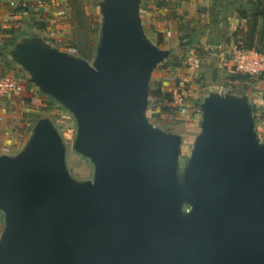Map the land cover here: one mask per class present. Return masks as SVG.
<instances>
[{"label":"water","instance_id":"obj_1","mask_svg":"<svg viewBox=\"0 0 264 264\" xmlns=\"http://www.w3.org/2000/svg\"><path fill=\"white\" fill-rule=\"evenodd\" d=\"M139 4L99 3L92 62L36 40L11 54L77 118L73 148L94 162L96 183L74 181L63 138L40 119L18 155L0 154V264H264V143L250 97H203L179 175L182 135L145 111L171 52L145 36ZM183 197L192 208L181 218Z\"/></svg>","mask_w":264,"mask_h":264},{"label":"crops","instance_id":"obj_2","mask_svg":"<svg viewBox=\"0 0 264 264\" xmlns=\"http://www.w3.org/2000/svg\"><path fill=\"white\" fill-rule=\"evenodd\" d=\"M56 1L59 5L65 2L68 4V0ZM101 1L102 0H100L99 3ZM258 1L259 0H146L145 2L148 6H144V14L146 15V21L151 22L152 25L153 30H150L149 33H154V36H156L159 33L166 32L165 34L167 37L170 34L176 36L174 40L170 41L169 39L167 43L170 49L176 50L175 52H177V50H179L178 52L182 50L179 47L180 37L188 34L193 29L195 30L197 33L196 42L187 50L184 49V54H186L182 55L187 62L195 60L193 57L196 58L200 56V52L202 51L200 48H204V46L210 47L212 51L216 53L218 49L223 51V47L229 46V43H234L231 36L241 24L240 13L242 11L250 12L255 10ZM261 1L264 2V0ZM8 2L9 0H0V70L7 71L19 68L26 75V80L28 81L29 79V82H27L25 93L0 99V154L18 155L24 149L38 121L47 118H37L40 114V110H43V107L50 108L52 106L53 108L57 103L55 99L39 91V87L31 80L27 71H25L22 65L14 60L11 55L16 46L22 41L36 40L53 44L52 40L49 39V36L46 35L44 30L39 28L33 21L30 11L12 18ZM69 8L71 9L70 5ZM59 10H61L60 7L57 8L56 11ZM99 13L102 19L101 12ZM261 25H264V22H261ZM74 30L75 24L73 20L71 30L63 33L68 39H73L77 44V49L75 53H73L79 58L92 62L96 51H94V49L91 50V48L89 50H79L78 41L76 40L77 36L74 34L76 31L74 32ZM151 42L156 46L159 43L158 41L155 42V40H151ZM222 55L218 60H224L226 53L224 52ZM214 63L216 62H213V64ZM224 63L226 66L227 60H225ZM193 68L194 66L190 67L188 70L191 71ZM225 72L227 71L225 70ZM160 76L161 80H159L163 81V74H159V77ZM178 78L179 82H181V75ZM183 80L184 82L189 81L192 85H195L193 76L185 77ZM167 85L169 84L163 83V85H161L163 90ZM179 86L181 88V86H184V83L181 82ZM199 92L200 91L196 88L193 89V92L190 93L191 101L189 102L188 108H183V112L180 113V116L182 115L181 121L184 119L187 120V122H179L175 132L180 133L182 138H184L185 133H191L195 125H198V122H200L198 113H195V116L188 113L196 112L197 106L195 103L198 99L203 97ZM182 96L179 94L178 100H183ZM253 98L255 100L256 97ZM184 100H188V98L185 97ZM174 107L177 108L175 103ZM191 121H195V123Z\"/></svg>","mask_w":264,"mask_h":264},{"label":"rangeland","instance_id":"obj_3","mask_svg":"<svg viewBox=\"0 0 264 264\" xmlns=\"http://www.w3.org/2000/svg\"><path fill=\"white\" fill-rule=\"evenodd\" d=\"M99 1L100 0H68V4L71 6V11L73 15V20L75 24L76 33H74L78 41L79 50H91L94 49L96 51V42L98 41V31L100 28L101 17L99 11ZM146 0H140V9H139V17L141 19L142 28L145 32V36L150 40L155 42H159L157 47L159 49L162 48L163 51H169L171 54L167 59L158 64L153 70V74L150 81V90L156 89L158 83L163 85V83L169 84L167 85L163 92L172 93L174 97V102L168 104L165 100H157L154 97H151L149 94V102L145 107V111L149 122L160 128L161 130H165L169 132H175L176 126L179 122H187V120L181 121L180 113L183 112V108L187 109L189 106V102L191 101V92L196 88L203 97L208 95L210 92H224V93H236V94H246L251 97L252 104V112H253V122L254 129L258 135V139L260 143H264V106L260 109V106H256L255 102H264V78L260 77H251L246 74L236 72L235 68L232 64V57L227 56L228 53L224 56V60L220 61L218 58L224 53V50L218 49L215 53L208 46H204L202 51L200 52V56L196 57L200 60V63L197 66L189 71L190 67H193L194 60L187 61L184 60L183 54L185 50H176L170 49V46L167 44L168 40H174L176 36H172L171 34L167 37V35L162 32L161 34H157L154 36V33H149L152 29L151 22L146 21V15L144 14V6H148L145 2ZM148 1V0H147ZM246 26V24H245ZM245 29V28H244ZM166 30V29H165ZM166 35V36H165ZM233 36V35H232ZM231 36V37H232ZM157 38V40H156ZM230 42V41H229ZM229 43L228 45L232 46L236 44ZM94 43V48H93ZM260 49L264 51V41L262 43H258ZM77 44L75 43V49H77ZM237 45V44H236ZM225 48V47H224ZM64 51V50H63ZM92 52V51H91ZM75 53V51H74ZM90 54V53H89ZM186 54V53H185ZM184 54V55H185ZM68 55L73 56V53H69ZM223 56V55H222ZM227 56V58H226ZM193 57V59H196ZM227 60V64L225 66L224 61ZM218 61V63H217ZM212 62V63H211ZM213 62H216L213 64ZM216 64V65H215ZM221 66V67H220ZM225 70L227 72H225ZM227 73V74H224ZM159 74H163L164 79L161 80V76ZM181 82L184 83V86H179L181 82H179V76ZM225 75V76H223ZM231 75V76H229ZM193 76V81L195 85L189 81L184 82L185 77ZM160 79V80H159ZM233 79V80H232ZM237 80V81H236ZM36 84V83H35ZM37 87H39L36 84ZM192 88V89H191ZM39 91H41L39 87ZM175 91V92H174ZM177 93V94H176ZM185 95H184V94ZM188 93V94H187ZM179 94L182 96L183 100L179 99ZM187 95V96H186ZM197 95V94H196ZM177 97V98H176ZM187 97L188 100H184ZM202 97V98H203ZM253 97H256L255 100ZM177 101V102H176ZM57 104H55L52 108L43 107V110H40V114L37 118L47 117L52 120L55 125V128L60 133L63 141L66 145V169L70 176L74 179V181L79 185H94L96 183L95 180V171L96 167L91 158L85 156L84 154L78 153L73 147L76 142V137L78 134L76 119L71 112L66 110L62 103L59 100H55ZM174 103L177 105V108L174 107ZM166 105L174 107L172 112H165ZM196 112H188L195 116V113H198L200 116V122L202 117V112L200 108H196ZM192 111V110H191ZM187 112V111H186ZM185 112V113H186ZM187 114V113H186ZM188 117V116H187ZM179 119V120H178ZM189 120V119H188ZM192 122V121H191ZM200 122L198 125H195L191 133H185L182 144V153L179 155V166H178V174L180 175L184 168L189 163V159L193 150V143L195 137L197 136L200 130ZM81 123V122H80ZM192 123H195L193 121ZM65 172V170H64ZM72 180H69V184L72 186ZM191 203L186 200L184 197L181 200L180 206V216L183 218L188 212L191 210ZM4 214L0 211V236L2 234V230L4 228Z\"/></svg>","mask_w":264,"mask_h":264},{"label":"built area","instance_id":"obj_4","mask_svg":"<svg viewBox=\"0 0 264 264\" xmlns=\"http://www.w3.org/2000/svg\"><path fill=\"white\" fill-rule=\"evenodd\" d=\"M56 0H9L8 6L11 9V17L25 14L27 11L32 13L33 21L43 29L53 45L68 52H74L75 42L68 39L64 32L71 30L73 15L69 5L65 3L57 4ZM61 10L56 11L57 8ZM224 52L232 57V64L236 72L246 74L251 77L264 76V51L233 46L223 47ZM200 63L195 59L193 66ZM26 75L19 68L13 70H0V99L11 95H21L26 92ZM256 106H264V102H254Z\"/></svg>","mask_w":264,"mask_h":264},{"label":"trees","instance_id":"obj_5","mask_svg":"<svg viewBox=\"0 0 264 264\" xmlns=\"http://www.w3.org/2000/svg\"><path fill=\"white\" fill-rule=\"evenodd\" d=\"M241 24L238 29L233 33V41H236L239 47H245L249 49L261 50L258 43L264 41V25H261V22H264V2L259 0L256 5V9L250 12L242 11L240 13ZM246 24V26H245ZM245 28V29H244ZM197 33L195 30H191L188 34L180 37L179 47L180 49H188L191 45L196 42ZM264 78V76L260 77ZM156 89L150 90V96L155 99L166 101L168 104L174 102V97L172 93H165L162 90L160 83L157 85ZM203 98H200L196 101L195 105L197 108H200ZM174 107L166 105L165 112H172ZM200 131V130H199ZM171 133V132H169ZM199 133V132H198ZM175 134H180L175 132ZM181 135V134H180Z\"/></svg>","mask_w":264,"mask_h":264}]
</instances>
